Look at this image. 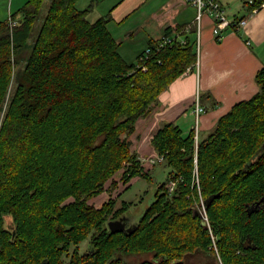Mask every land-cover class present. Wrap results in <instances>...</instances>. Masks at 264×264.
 I'll return each mask as SVG.
<instances>
[{
    "label": "trees",
    "instance_id": "16d2710c",
    "mask_svg": "<svg viewBox=\"0 0 264 264\" xmlns=\"http://www.w3.org/2000/svg\"><path fill=\"white\" fill-rule=\"evenodd\" d=\"M243 1L252 9L264 2ZM88 11L78 0H25L0 20V264H106L116 236L122 253L153 254L137 264H185L193 249H214L211 232L224 264H264V204L252 207L264 196V65L259 90L204 139L196 142L193 130L185 134L174 121L156 131L152 144L169 175L138 224L112 232L106 221L118 215L116 200L96 207L88 198L122 166L124 184L149 177L129 137L160 93L195 64L197 40L194 31L185 42L158 47L156 40L146 59L143 51L129 63L107 19L91 21ZM200 193L211 226L191 207Z\"/></svg>",
    "mask_w": 264,
    "mask_h": 264
},
{
    "label": "crops",
    "instance_id": "0c3cea01",
    "mask_svg": "<svg viewBox=\"0 0 264 264\" xmlns=\"http://www.w3.org/2000/svg\"><path fill=\"white\" fill-rule=\"evenodd\" d=\"M221 2L230 18L245 17L247 23L237 32L228 30L221 40H216L211 18H203L196 60L199 67L195 62L172 81L150 112L137 120L130 136L133 147L144 160L158 155L152 137L165 122L174 121L185 134L192 130L195 134L197 93L205 107L198 122V140H201L215 129L223 114L259 90L256 74L264 65V2L252 9L243 1L238 11L233 8L229 11L231 7L228 9ZM80 3L81 8L89 9L91 21L107 19L108 29L129 63L136 62L148 45L167 34L166 31L181 38L183 29L193 24L196 15L185 0H81ZM191 31L196 37L195 28Z\"/></svg>",
    "mask_w": 264,
    "mask_h": 264
},
{
    "label": "rangeland",
    "instance_id": "374dc122",
    "mask_svg": "<svg viewBox=\"0 0 264 264\" xmlns=\"http://www.w3.org/2000/svg\"><path fill=\"white\" fill-rule=\"evenodd\" d=\"M78 0V7H83L82 3L79 4ZM224 4L231 9H237L241 8V4L243 0H222ZM25 0H0V20L8 19L10 16V13L14 12L16 9L21 7ZM46 2V1H45ZM88 2V1H87ZM47 3V2H46ZM44 4L41 10L40 17L36 20L35 28H34V34L33 38L37 33V30L41 24L42 16L45 14L47 10V4ZM89 3V2H88ZM32 38V40H33ZM24 65V63H20L17 68H20ZM12 86V85H11ZM14 88V86L9 89L8 94H10ZM133 134V133H132ZM131 136V135H130ZM130 138L131 141V148L133 151H135L137 154L138 152L133 147V140ZM139 156V155H138ZM154 158V157H151ZM148 158L147 160H144L139 156L140 161L145 163L146 170L148 172L149 177L139 176L138 178H135L132 180V182L128 184H124L122 180V174H123V168H120L117 170L111 177H109L102 188L100 192L97 194H94L93 196H90L88 198V202L91 205H94L96 207H101L104 204L107 205L109 201L116 200L115 208L116 213L118 212V215L116 217H112L113 215H109L108 220L110 219H117L122 215L130 217L131 221L139 222L141 217L147 212L149 206L156 198V192L158 190V187L161 185L162 182H164L167 179L168 172L170 171V167L166 165L164 161H154L153 159ZM153 160V161H152ZM174 174V173H173ZM169 177V176H168ZM173 180H175L173 178ZM171 183V180H167L166 184V191L169 193L170 189L168 188V184ZM127 186V187H126ZM191 196H188V198ZM71 197H67L65 199V202H68L71 200ZM124 202L128 203V207L126 208L124 205ZM229 205V204H228ZM233 208H236L237 204H232ZM109 206V205H107ZM191 207L194 209L196 213L201 214L204 223L206 226H211L210 221V215L207 210V202L205 197L200 193L199 194V200H196L195 203L191 202ZM227 215H231V213H234L231 209V205L225 210ZM156 212H152L148 215V220H152L156 216ZM237 215V214H236ZM6 225L10 226L12 223V216L11 214H6ZM95 230H91L85 238L78 243V249L80 252H84L88 250V245L91 242L92 234ZM211 237L213 238V248L214 249H193V251L188 252L184 255L183 260L185 261V264H224L223 259L221 257L220 248L216 242L215 235L213 232H211ZM117 236L113 239V241L110 244V247H114V255L113 258H111L109 261H106V264H137L140 260L144 258H151L153 256L152 253L149 252H141V253H131L126 254L122 253L119 248L116 246ZM115 258L117 261L115 262ZM120 259V261H118Z\"/></svg>",
    "mask_w": 264,
    "mask_h": 264
},
{
    "label": "built area",
    "instance_id": "2783aa9c",
    "mask_svg": "<svg viewBox=\"0 0 264 264\" xmlns=\"http://www.w3.org/2000/svg\"><path fill=\"white\" fill-rule=\"evenodd\" d=\"M188 5L193 7L196 11L195 19L192 22L193 24H188L183 29L182 37L172 36L164 34L161 38L158 40V47H162L165 45H172L177 39H179L182 42H185L184 33L189 32L192 28H195L196 32V48L197 53L200 50V34H201V28H202V21L205 16H209L212 20V31L213 35L216 38V40H221L223 36L225 35L226 31L231 30L237 32L240 30L246 23L247 19L245 17L241 18H230L227 15L226 8L224 7L221 0H185ZM253 2V0H250V3ZM256 8V7H255ZM253 8V9H255ZM10 24H12V20H9ZM150 51V47H147L144 51V54L140 56V60H144L148 57ZM196 67H199V62H196ZM145 68V67H144ZM194 115L196 119V125H195V138L196 142L198 140V122L199 118L201 116V113L205 111V107L201 102L200 94L197 93L195 103H194ZM154 161H164L163 155H157L154 159ZM152 160V161H153ZM176 180H171V183L168 184V188L170 189V194L174 192L176 187Z\"/></svg>",
    "mask_w": 264,
    "mask_h": 264
},
{
    "label": "water",
    "instance_id": "95a60500",
    "mask_svg": "<svg viewBox=\"0 0 264 264\" xmlns=\"http://www.w3.org/2000/svg\"><path fill=\"white\" fill-rule=\"evenodd\" d=\"M262 203L264 204V196L256 203H254L252 207L254 209H258L259 207L262 206ZM107 224L110 231L118 232V231H130L132 228H134L137 225V222L135 221L132 222L130 217L122 215L117 219L116 218L110 219ZM43 264H47V263L45 262Z\"/></svg>",
    "mask_w": 264,
    "mask_h": 264
},
{
    "label": "bare ground",
    "instance_id": "6f19581e",
    "mask_svg": "<svg viewBox=\"0 0 264 264\" xmlns=\"http://www.w3.org/2000/svg\"><path fill=\"white\" fill-rule=\"evenodd\" d=\"M37 74V73H36ZM38 76V75H37ZM109 81V80H108ZM92 102V101H91Z\"/></svg>",
    "mask_w": 264,
    "mask_h": 264
},
{
    "label": "flooded vegetation",
    "instance_id": "af4514ba",
    "mask_svg": "<svg viewBox=\"0 0 264 264\" xmlns=\"http://www.w3.org/2000/svg\"><path fill=\"white\" fill-rule=\"evenodd\" d=\"M128 225V224H127Z\"/></svg>",
    "mask_w": 264,
    "mask_h": 264
}]
</instances>
